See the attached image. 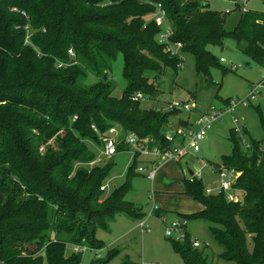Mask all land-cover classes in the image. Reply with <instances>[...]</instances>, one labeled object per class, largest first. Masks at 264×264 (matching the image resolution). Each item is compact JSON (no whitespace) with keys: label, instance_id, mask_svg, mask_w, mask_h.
<instances>
[{"label":"trees","instance_id":"trees-1","mask_svg":"<svg viewBox=\"0 0 264 264\" xmlns=\"http://www.w3.org/2000/svg\"><path fill=\"white\" fill-rule=\"evenodd\" d=\"M159 5L172 40L194 57L198 74L230 70L209 50L228 40L264 69V13L238 9L241 16L229 31L228 13L212 11L202 0H0V264H80L83 253L68 256L67 245L101 251L98 229L120 214L145 217L126 200L133 174L141 175L138 155L125 184L110 194L101 188L114 163L91 170L83 165L97 158L87 141L101 147L99 135L112 127L152 139L151 147L171 148L166 134L191 125L181 119L172 129V119L184 112L169 111V103L158 100L168 70L179 72V59L158 42L164 28L152 16ZM119 54L127 87L117 96L109 73ZM89 69L99 80L87 86ZM138 93L155 105L144 108L134 100ZM229 139L232 153L215 168L236 174L238 200L229 201L225 192L208 195L194 175L185 181L186 194L204 209L177 218L208 221L225 247L221 258L264 264V140L245 144L234 128ZM129 151L118 146L119 153ZM154 215L165 216L159 210ZM171 242L183 264H209L190 234ZM118 253L110 250L94 264H109Z\"/></svg>","mask_w":264,"mask_h":264},{"label":"rangeland","instance_id":"rangeland-1","mask_svg":"<svg viewBox=\"0 0 264 264\" xmlns=\"http://www.w3.org/2000/svg\"><path fill=\"white\" fill-rule=\"evenodd\" d=\"M202 3L209 5L212 11L228 13L226 29L229 31L235 28V23L241 16L240 11L244 12L242 5L246 12L264 13V0H202ZM238 9L240 11H237ZM209 50L218 58H223L226 61L222 63L223 67L230 70L224 72L222 67H212L210 77H205L197 73L194 57L186 54L184 68L178 74L168 70L163 77V93L158 100L166 103L174 99L182 103L189 102L196 105L198 110L206 112L213 107L216 110H226L225 100H244L250 97L253 85H257L264 77L263 68L252 63L232 40H228L223 48L210 47ZM234 66L236 69L233 70ZM123 72L124 56L119 54L113 61L109 73L110 79L116 84L117 96L127 87ZM104 74L105 70L101 69L100 78ZM98 80L95 73L89 69L86 85L90 86ZM142 102L144 108L155 105V101L149 99ZM234 115L239 120L238 126L242 129L243 143L249 144L250 138L256 141L264 140V90L248 107L238 106ZM186 116L188 114L182 113L178 117ZM189 118L193 131L197 132L198 115L192 113L189 114ZM176 119L177 117L172 121ZM235 127L231 115H226L221 121L213 123L212 129L200 142V152L197 155L190 154L180 163L178 160L159 163L153 181L134 173L126 200L142 208L145 217L140 220L120 214L110 220L107 228L98 229L96 235L97 239L105 243V248L101 251H85L80 264H94L99 256L105 259L108 252L113 249L118 250L119 253L109 264H123L128 260L138 264H183L180 256L174 251L171 240L165 236L161 219L154 215L153 210L155 206L158 207L159 212L170 219H176L179 215H194L203 210L200 202L186 194L185 181L190 179L192 172L202 180L206 190H213V194L219 192L221 177L215 165L221 166L223 157L231 155L232 143L229 135L231 129ZM244 129L248 131V135L244 133ZM87 143L96 152L97 158L94 162L83 165L84 167L91 170L114 163L111 175L106 181L105 193L110 194L116 188L123 186L127 181L129 169L134 165L132 154L118 153L109 159L101 154V147H96L90 141ZM154 160L156 159L153 156H140L139 166H150ZM78 167L80 165L77 164L76 168ZM141 222H146L151 230L150 233L142 232ZM211 227L208 221L202 219L189 221L192 240L200 243L199 250L205 252L209 264H235L221 258L225 247L214 238ZM75 252L74 246L67 245L68 256Z\"/></svg>","mask_w":264,"mask_h":264},{"label":"built area","instance_id":"built-area-1","mask_svg":"<svg viewBox=\"0 0 264 264\" xmlns=\"http://www.w3.org/2000/svg\"><path fill=\"white\" fill-rule=\"evenodd\" d=\"M241 8L244 12H246L244 5H242ZM152 20H154L159 26H163L164 30L159 35L158 42L165 46L166 52L170 57H177L179 59L178 69L179 71L182 70L185 63V54L183 52L184 45L181 42H174L172 40L173 30L169 26L167 14L161 5L157 7V12L152 16ZM69 54L71 57H75L73 50H70ZM220 61L221 63L226 62L223 58H221ZM62 66L63 65H60V67ZM234 69H236L235 66L233 67V70ZM262 90H264V77L257 85H253L250 97L244 100H231L229 105H227L226 110H216V108L213 107L210 110L203 112L198 110L196 105H192L189 102L182 103L174 99L169 103L167 110H179L188 114H197L198 119L196 121V125L199 128L197 132L193 131L192 124L189 126V128L178 127L176 130L168 132L165 137L166 141L172 144V147L160 148L159 146L151 147L150 145L154 141L150 138L140 139L134 134L122 135L117 127H112L105 134L99 135V139L102 143L100 148L101 154L110 159L119 153L118 146L124 144L129 146V152L132 154L133 158L136 155L139 157L153 156L156 160H154L150 166H140L137 170L139 174L144 175L148 180L153 181L156 177V171L159 163L166 162L168 160H184L190 154H198L200 152L199 144L206 137L207 132L212 129L213 123L221 121L224 116H233L234 123L236 125L234 128L235 132L241 133L242 129L238 126L239 120L234 115L236 109L238 106L248 107L251 105V102L256 99V96L259 95ZM134 100L143 101L145 98L143 94L138 93L134 97ZM74 120H77V117H75ZM93 128L95 129V127ZM246 147H248V145H246ZM219 175L221 177L219 192H225L229 201H237L238 196L233 189V184L237 179L236 174L228 169L223 168L219 170ZM101 190L105 191L106 186L102 187ZM213 193V190H207L208 195ZM157 210H159V208L155 206L153 211ZM160 219L164 225L165 236L168 239L181 242H184L187 239L188 235L190 234L188 229V220L176 218L174 220L167 221L164 216L160 217ZM140 228L142 229V232H151L146 222H141ZM192 243L193 247H200V243L198 241L192 240ZM74 247L77 253H84L87 250H91L87 246Z\"/></svg>","mask_w":264,"mask_h":264},{"label":"crops","instance_id":"crops-1","mask_svg":"<svg viewBox=\"0 0 264 264\" xmlns=\"http://www.w3.org/2000/svg\"><path fill=\"white\" fill-rule=\"evenodd\" d=\"M235 24H237V23H235ZM263 73H264V69H263ZM187 114V113H186ZM185 120V121H191V119L189 118V114H188V116H186V117H184V118H179V117H177V119L175 120V121H172V123H171V125H172V129H176L178 126H179V120ZM122 153H125V152H122ZM197 155V154H196ZM216 170V169H215ZM218 173H219V170H216ZM194 174V173H193ZM144 176V175H143ZM156 178V177H155ZM203 209H204V207H203ZM165 218L167 219V221H171V220H174V219H170L168 216L166 217L165 216ZM162 225H163V223H162ZM164 226V225H163ZM189 229V228H188ZM190 233V232H189Z\"/></svg>","mask_w":264,"mask_h":264},{"label":"water","instance_id":"water-1","mask_svg":"<svg viewBox=\"0 0 264 264\" xmlns=\"http://www.w3.org/2000/svg\"><path fill=\"white\" fill-rule=\"evenodd\" d=\"M190 175H191V177L194 176V174L192 172H190Z\"/></svg>","mask_w":264,"mask_h":264}]
</instances>
